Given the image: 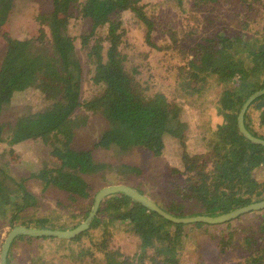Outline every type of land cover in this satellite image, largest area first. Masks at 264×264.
I'll list each match as a JSON object with an SVG mask.
<instances>
[{"label": "rangeland", "instance_id": "obj_1", "mask_svg": "<svg viewBox=\"0 0 264 264\" xmlns=\"http://www.w3.org/2000/svg\"><path fill=\"white\" fill-rule=\"evenodd\" d=\"M145 2V10L153 19L150 40L146 36L145 24L130 10L124 11L120 17L123 30L120 47L124 55L123 86L136 105H146L152 99L158 101L166 126L161 154L154 155L150 150L134 145L128 149L115 144L108 148L95 147V142L109 129L110 124L98 113L91 112L87 113L86 124L75 130L71 146L90 150L93 161L105 166L102 172L88 178L91 193L96 194L99 189L111 184H126L139 188L160 204H168L180 201L167 184L173 168L179 170L180 179L198 180L228 152L227 145L217 136L219 126L225 122L220 104V99L226 94L222 85L214 76H210L199 91H194L193 87L186 86L179 67L187 62L186 56L189 58L195 54L192 48L196 43L212 38L219 30L227 34L242 31L247 36L262 38L264 0L241 3L239 0ZM51 10L52 0H0V15L4 13L5 19L0 25V62L9 37L27 39L35 55L52 54L50 21L40 19L41 14ZM57 19L60 33L74 38L72 59L77 60L78 65H69L68 70L71 76L80 79V98H88L94 89L89 85L93 66L81 47L80 37L89 32L91 21L80 16L73 7L67 12L58 13ZM105 29L104 26L100 27V33H104ZM107 45L104 42V48ZM77 68H80V72ZM233 80L236 84L239 82L236 76ZM227 91L224 89V92ZM60 96V86L45 73H40L28 88L13 93L10 100L1 105L0 124L4 127L0 131V168L8 170L16 178L27 177L25 184L37 193V203L25 211L26 215L49 217L53 224L67 225L68 229H72L71 226L84 220L85 203L70 202L67 193L59 189L53 171H50V181L43 190H40L42 183L39 178L30 177L38 169H51L59 163L56 148L60 147V143L53 138L45 141L37 131L15 125L19 116L37 114V126L41 127L45 109ZM257 178H264V169H258ZM2 203L5 200L0 199ZM263 217L264 208L232 219L231 226L226 230L223 228L225 225L221 227L222 224L205 228L185 226L181 232L184 246L178 254L180 262L241 264L239 248L225 246L224 250L221 249L219 242L222 231L233 230L234 239L250 232L257 239L264 235L259 229ZM99 219L97 227L87 228L78 234L79 237L67 240L41 236L63 242L65 246L60 251L55 250V260L34 258L29 261L27 251L22 250L20 264H106L102 248L131 257L139 252L140 239L129 231L127 221L113 219L106 212L101 213ZM5 223L6 220L0 218V250L11 229L5 228Z\"/></svg>", "mask_w": 264, "mask_h": 264}, {"label": "trees", "instance_id": "obj_2", "mask_svg": "<svg viewBox=\"0 0 264 264\" xmlns=\"http://www.w3.org/2000/svg\"><path fill=\"white\" fill-rule=\"evenodd\" d=\"M246 1L250 0H239L240 3ZM72 7L80 16L91 21L89 32L80 37L81 47L93 66L89 85L94 89L84 99L80 98L79 77L71 76L68 70L69 65H78L77 60L72 59L74 38L62 35L58 27V13L67 12ZM145 7V0H52L51 12L40 15V19L50 21L51 55H35L27 39H6L5 53L0 62V107L10 100L13 93L28 88L40 73H45L60 86L61 96L45 109L41 127L37 126V114L19 116L15 125L37 131L45 141L49 138L58 140L60 147L56 149L59 163L51 169H38L30 177L39 178L42 183L40 190H43L50 181V171L55 172L58 187L67 193L69 201L85 203L83 219L91 210L95 195L91 193L87 180L105 168L104 164L93 161L90 150L71 146L75 130L86 124L88 112L98 113L110 124L109 129L95 142V147L108 148L115 144L128 149L133 145L142 146L154 155H160L164 147L165 116L160 111L158 101L152 99L146 105H136L123 86L124 55L120 50L123 30L120 17L124 11L130 10L145 24L146 36L150 40L153 19ZM4 20L3 13L0 15V25ZM103 26L106 27L105 32L100 33ZM261 37L247 36L242 31L227 34L219 30L212 38L196 43L192 48L195 54L189 58L186 56L187 62L179 67L186 86L193 87L194 91H199L210 76H214L222 85L226 94L220 99V104L225 122L219 126L217 136L227 145L228 152L198 180L180 179L179 170L172 169L167 184L180 201L168 204L155 202L174 216H216L264 199V178H257L258 169H264V145L249 140L237 125L243 102L253 92L264 88V32ZM104 42L108 43L106 48ZM242 45L246 46L242 48ZM77 71L80 72V68ZM235 76L239 78L237 84L233 80ZM197 82L201 84L197 85ZM224 89L228 91L224 92ZM244 125L252 135L264 139V94L247 107ZM3 127L0 124V131ZM129 168L137 170L135 167ZM26 180L27 177L16 178L8 170L0 168V199L5 200L0 204V218L6 220L5 224L8 223L11 228L22 225L68 229L67 225L53 224L49 217L48 220L44 216L25 214L28 208L37 203V193L25 184ZM103 212L113 219L127 221L129 231L140 239L139 252L134 257L102 248L106 264H182L178 254L184 246L181 232L185 226L205 228L222 224L221 227L225 225L223 228L226 230L232 224V219L219 223H175L124 193L117 192L101 200L88 228L99 225ZM260 222V233H264V219ZM224 230L219 242L221 249L224 250L225 246L239 248L241 264H264L263 234L255 239L249 232L234 239L233 230ZM21 236L24 235L13 239L7 256L12 254L14 242Z\"/></svg>", "mask_w": 264, "mask_h": 264}, {"label": "water", "instance_id": "obj_3", "mask_svg": "<svg viewBox=\"0 0 264 264\" xmlns=\"http://www.w3.org/2000/svg\"><path fill=\"white\" fill-rule=\"evenodd\" d=\"M264 94V88H261L259 90H256L251 95H249L246 100L243 102V104L240 107L238 116H237V125L239 128V131L246 136L249 140L263 144L264 145V139L258 138L254 135H252L245 127L244 125V114L249 106V104L255 100L257 97ZM122 192L125 195L129 196L131 199H133L135 202L145 206L149 210L156 211L166 219L173 221L175 223H189V222H207V223H219V222H225L229 221L231 219H234L238 217L239 215H242L244 213L253 211V210H259L264 208V199L252 202L237 208H234L232 210H229L228 212L216 215V216H208V215H193V216H185V217H177L172 215L171 213L165 211L162 209L153 199L149 198L144 193L140 192L136 188L126 185V184H111L105 187H102L99 189L93 198V204L91 207V210L89 211L88 215L85 217V219L80 222L77 226H75L72 229H66V230H59V229H49V228H35V227H27L22 225H17L12 227L8 233L6 234V237L2 243L1 250H0V264H6L7 262V254L8 250L10 248L11 242L13 239L18 235H28V236H56L59 238H73L86 230L89 227L90 222L94 218L97 209L100 205V202L103 198L106 196Z\"/></svg>", "mask_w": 264, "mask_h": 264}, {"label": "crops", "instance_id": "obj_4", "mask_svg": "<svg viewBox=\"0 0 264 264\" xmlns=\"http://www.w3.org/2000/svg\"><path fill=\"white\" fill-rule=\"evenodd\" d=\"M4 226L5 228H10V225L8 223L5 224ZM27 236L28 235H24L21 236V238L16 239V241L14 242L15 244L12 252L13 256L10 255L7 256L6 264H20L21 263L20 254L22 250L27 251L26 254L29 256L28 258L29 261L34 258L55 260L56 257L53 254L55 253V250L60 251V249H62L63 246H65L63 242H57V241L55 242L52 241L50 238H44L41 236H40L41 238L40 237L37 238L34 236H30L29 238ZM31 242H33L34 244H32ZM28 251L30 254L28 253Z\"/></svg>", "mask_w": 264, "mask_h": 264}]
</instances>
